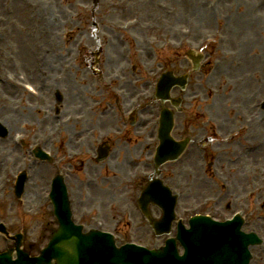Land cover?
<instances>
[{
  "label": "rangeland",
  "instance_id": "1",
  "mask_svg": "<svg viewBox=\"0 0 264 264\" xmlns=\"http://www.w3.org/2000/svg\"><path fill=\"white\" fill-rule=\"evenodd\" d=\"M155 1H163L165 7L158 10L155 9L153 6ZM210 1L213 0H99L97 4L94 5L95 3L92 2V0H0V45L4 47L6 51V55L3 58L13 55L18 60V62H20L22 68L26 72H28V69L34 71V65L36 64V60L40 55H46V61H49L51 58L56 59L57 61L55 67L52 68V71H49L44 67L43 69L47 70L48 73L51 74L55 71L68 74L72 72V74L68 77V74H65L66 80L62 86L61 92L64 96L63 105H65L63 114L66 113V111L71 110L72 107H77L79 112H82L86 106L93 105L92 99L94 97L91 98V94L93 93L92 90L95 91L94 86L98 87L97 84L105 79L106 73L116 69L117 65L123 60V58L120 57V43L116 42L114 47L107 50L110 56L114 55L118 57V60L114 62L113 65H110L109 69L106 67V65L109 64L110 60L105 59L106 57L104 54H102V52L100 55H98V57H95V59L98 60L97 63L93 62L94 59L90 62L86 61V56H88L89 51L97 49L98 44L93 41L95 36H99L101 32L105 31L114 35L112 30H114L115 19L118 20V17L130 18L138 14L141 15V19L144 21L150 18V13L154 15L155 12H169L170 9H178L180 24H182L183 15L189 12V10L190 12L195 10V15L199 16V13L205 14L207 12L206 9L209 10L208 12H215V8L217 7V12H219L218 9L220 10V7L221 11H223L224 8L227 14L233 16V20L219 19L216 14L213 15L212 18H209L210 22L203 19L201 20V18H199L201 20L199 24L202 26H198L197 23H195L197 26L190 35L189 44L192 48L204 47V65L200 67V71L190 74L186 89L183 92H179V94L183 96L184 105L183 112L176 114V120L179 122V128L184 126L190 129V132L192 131L193 133L197 134L200 133L201 136H203L204 132H206L207 136L209 134L210 138L212 139L215 135V132L218 133L221 131L224 133L228 130H232L234 127H237L238 129L240 128L241 125L237 119V116L235 115L236 113L234 112L235 110L233 108L235 105L241 104L245 108L246 105H248L252 100L254 104L257 102L259 104L260 100L264 98V63L261 65V72L259 71L257 75H255L258 79L252 76L248 77L247 74L251 69V66H248L249 59L251 58L256 47H251L249 44H247V42L248 36H250L251 41H255V38L253 37L254 33L252 30H242L240 23L238 24L236 22V18L240 15H244L242 13L247 8L251 10L250 19L252 20V18H254V12H252L251 7L253 2L255 4L256 0H229L228 5L224 3L223 6H219V4L213 6V3ZM243 2H245V4ZM207 4H209V8ZM35 5L38 6L36 10H34ZM113 5L116 7V9L113 8ZM44 8H46L45 12H39L40 9ZM199 10L201 12H199ZM261 13L264 14V12ZM124 14L126 15L124 16ZM93 19H95L96 22L102 26L99 34L98 32L95 33L94 31L92 26ZM257 22L260 24L258 25V28L260 30L263 29V32L259 31V34H256L257 38L261 40V38L264 37V20L261 18V20ZM251 28L253 29V26H251ZM6 31L10 32L9 36L5 35ZM165 31L168 30L165 29ZM205 34H210L208 35V38L211 41L202 42L204 40L203 37ZM220 36L224 37L222 45H220L218 41V37ZM116 37H119V40L122 39V36L120 35H116ZM168 37L170 36L168 35ZM166 38L167 35L161 36V40ZM245 38L247 41H245ZM131 45L132 46L128 50V53L132 56V58L129 62L137 67L136 73L138 74V77L139 74H141L143 77H150V79L152 76L156 78V75L154 74L157 67L163 65L164 67L171 68L173 64L177 63L176 58H181L183 62L185 60L181 55H177L178 57H176L157 53V49L159 48L153 44L151 46H144L143 44V47L140 44ZM77 46H80V48L83 49L78 56V60L73 61V57L76 56L75 49ZM105 48L106 47H103V53ZM154 48L157 52L154 50ZM239 50L244 52V55L249 57L248 61L242 65V75L237 73L235 70L237 68L234 66V64H232V61L227 59V55H232L233 52L236 53ZM156 58H159L160 63L155 61ZM236 60L243 63L242 57L240 60H238V58H236ZM91 62L94 63L93 66H91ZM175 67V72L178 73V75H181L179 72H181L182 69ZM104 68L108 69L106 73L104 72ZM4 71H7V69ZM92 71L95 72V74H93ZM100 72H103V78L99 77ZM131 75L132 72L129 70L126 74V78H130ZM238 78H241V80L244 81H240ZM32 79L36 80L34 77H32ZM139 80L142 79L140 78ZM138 83L139 81H137V84ZM100 85L102 84L100 83ZM125 88H128V86L125 85ZM77 91H79L78 93L80 94V98L76 97ZM174 92L175 94L178 93L177 88L174 90ZM50 100H52V96H50ZM2 104L3 100L0 104V112L3 116V114L6 113L2 111ZM258 110H256V114ZM259 115L261 117L262 114L259 112ZM117 116L118 115L114 113L112 121L110 122V126H113L114 124L119 125L121 123L119 121L120 116ZM40 118H42V114L34 112L31 121L34 122L36 119ZM46 120L48 121L47 126L53 127L54 120ZM91 120H96L94 113L92 114ZM255 121V123L253 122L254 125L250 129H244L241 127L238 138H236L234 142L230 143V145L215 141L212 143V146L215 148L214 151L221 153L222 155L218 159L219 171L227 175L232 181L234 191L237 194L235 195L236 198H238L239 195L243 194L245 191L249 190V187L246 184L243 185L242 182L239 183L237 180L238 176H242V174L238 173L242 171L244 164L240 163L239 161H235L234 156L240 152L242 147L247 145V137H251L252 134H254L255 137L263 136L264 121L261 122L260 118L258 120L256 118ZM89 123L92 127L91 122ZM213 123H217L218 126L223 127V129H216L215 124ZM6 125L10 127V134H12V132L15 130H20L19 128L21 127V124H10L9 121L6 122ZM87 125L85 128H87ZM105 125L106 124L102 123L103 129H105ZM43 127L44 125L35 127L34 124L30 123L26 125L24 131L27 132L33 139L35 137L42 136L44 133L42 130ZM74 128L76 127H72L68 131L66 130L62 134L63 136L59 143H56L55 150H58V153L60 150L68 154L69 150L71 149L70 147L78 148V151H82L84 153L87 148H89V140L91 141L92 137V135L89 134L84 144L76 145L74 143L70 144L69 146L65 140V137L68 136ZM50 129L51 128L47 127L48 131H50ZM86 135L87 133L85 136ZM215 137L218 136L215 135ZM110 141L113 140L110 139ZM250 141H252V139ZM134 144L138 145L136 141H134ZM248 144H251V142ZM7 146H11L10 139L2 146V149H0L1 153L3 154L2 158L5 162L9 160V158L7 159L6 152H3V150H6ZM122 146L123 145L118 143L115 148L120 150ZM195 151V155L190 157L186 163L180 162L173 168L165 167L166 172L164 175L162 173V177L166 184L177 185L183 183L184 179L186 181L184 168H189V171H195L197 174L200 173L202 168H199L198 166V163L200 162L198 154L199 151ZM258 151L264 153L263 150L259 149ZM17 156L20 157L18 154ZM116 156L119 155L113 154V160L116 158ZM258 157L259 152H257L255 156L256 159L250 158L247 164L257 162ZM81 158L83 159L84 163H94L90 160V157L87 153L82 155ZM230 158L233 163L230 162ZM79 161V159L75 160L73 163H71L72 166H69L70 168L66 167L68 168V173L70 175V179L67 181L68 188L73 194L74 192H78V188L81 186V177H83V173H81L82 165L79 163ZM2 163L3 162L1 161L0 169H2ZM247 164L245 167L246 169H248ZM262 165L264 167V160ZM73 166L75 172L72 171ZM118 166L116 167L118 168ZM55 168L57 171V166ZM236 168L241 170H236ZM170 169H174L178 173V176L175 174V182L168 175ZM246 169L244 172H248ZM54 170V164H47L46 177H50L52 174H54ZM86 170L90 171V167L86 166ZM102 170L103 172H110L109 174L113 173V171H111L104 163L97 164V166L94 165V169L92 171L96 175H99ZM198 176L199 175L195 176L190 182L192 188L190 194L186 197L187 199H185L187 203L186 206L188 205L189 207H194L197 203L206 200L205 196L208 197L218 192L219 188L215 184L213 185V182L209 187L207 180L206 185L203 181H199ZM208 176L211 177L212 173H208ZM102 184L103 181H100L99 187L90 189L91 196L100 194L99 192L101 189L106 191L108 183L105 185ZM41 185H43L42 180L38 181L37 179H33L30 185L31 194L34 193L35 187ZM119 186L123 189H126L125 192H116L113 195V185H111L109 188L110 196L116 198L117 200L116 207H119L118 211L124 202H131L133 195L129 187H126L124 184H120ZM187 186L188 185L184 186V188L189 189ZM7 193V191L4 193L1 192L2 198L0 199V220L3 221H7L8 216L7 204L9 201ZM261 195L262 192L256 194L258 198L257 201L264 200V197ZM235 196L233 198H235ZM225 200L230 201L229 198H225ZM252 207L254 208V212H256V204ZM181 211L182 208H180V212ZM113 215L114 211L111 212L110 216L108 215L107 219H109L110 222L115 219ZM29 221L30 222L26 225V228L28 229L30 238L26 240L25 243L33 251L32 254H35L38 249L43 247L46 243V240L43 239V236H41V233L43 232L41 231L43 229L41 223L48 221V219L43 217L42 214L36 213L30 217ZM122 232L124 231L122 230ZM121 235L123 234L121 233ZM143 237L144 238L141 239L136 238L135 241L145 244L148 247H155L163 243V238L155 239L151 237L150 234L144 235ZM126 241L128 240L120 238L118 239V244ZM10 243L11 242H8V244ZM6 245V241L0 236V250L5 249ZM252 250L260 254L257 262L254 264H264V251L256 248H253Z\"/></svg>",
  "mask_w": 264,
  "mask_h": 264
},
{
  "label": "water",
  "instance_id": "2",
  "mask_svg": "<svg viewBox=\"0 0 264 264\" xmlns=\"http://www.w3.org/2000/svg\"><path fill=\"white\" fill-rule=\"evenodd\" d=\"M56 188L51 195V199L54 202V207L58 208L59 202L56 197ZM57 213V212H56ZM61 228L53 234L48 246L41 252L39 257L29 258L27 254L21 252L17 248L18 259L15 262L10 261V254H5L0 256V264H52L51 260H55V264H79V261L94 260V264H101L100 259L104 258L108 264H197L203 261L202 258L198 256H190V249L192 246H196L197 242L200 240V232L193 234L195 244L191 241V237L180 236L186 255L178 259L171 252L170 247H166L164 250L156 252H140L136 250H113L109 244L103 243L102 247L97 248L95 243V248H91L89 252H86L88 247V242L91 239L87 237H80L75 228L74 230L67 227L66 217L61 216L60 218ZM71 233V234H70ZM73 234V235H72ZM94 234L89 233V237ZM68 236H72L67 238ZM96 239L97 237H92ZM20 244V241L17 242ZM248 258V255H247ZM243 264V260H241Z\"/></svg>",
  "mask_w": 264,
  "mask_h": 264
},
{
  "label": "bare ground",
  "instance_id": "3",
  "mask_svg": "<svg viewBox=\"0 0 264 264\" xmlns=\"http://www.w3.org/2000/svg\"><path fill=\"white\" fill-rule=\"evenodd\" d=\"M242 1H246V0H242ZM243 3L245 4V2H243ZM45 10H46V8L40 9L39 12H45ZM195 12L196 11L194 10L188 19H190L191 21L196 20L195 18H193V15H195ZM199 12H201V11L199 10ZM244 12L242 13L244 15H240L239 17L236 18V22L238 24L240 23V27H242V30L247 29V30L253 31V33H254L253 37L255 38V41H251L250 36H248L247 44H249L251 47L252 46L256 47V49L253 51V54H252L250 59L248 56L244 55V52H242L241 50L237 51L236 52L237 53L236 58H238V60H240V58L242 57L243 63L239 62L240 65H238L237 62L234 61L235 67L237 68L235 70L237 71L238 74L242 75V72H243L242 65H244V63H246L249 59V65L248 66H251V69L249 70L247 75H248V77L252 76V77L258 79L255 75H257V73L259 71L261 72V65L264 63V37H262L261 40L257 38L259 31L263 32V29L260 30L258 28V25H260V24L257 21H260L261 18H262V20H264V14L261 13L260 10H255V12L253 13L254 18H252V20H251L250 19L251 10L249 8H247ZM196 14H198V13H196ZM213 15H215V13H212V14H210L208 12H206L205 14L199 13L198 19L201 18V20L203 19V20L210 22L209 18H212ZM240 17H241V19H240ZM251 26H253V29L251 28ZM194 29H195V27H194ZM245 41H247L246 38H245ZM51 61H52V58H51ZM239 79L241 80V78H239ZM242 81H244V80H242ZM27 116L29 117V114H27ZM12 118H14V116Z\"/></svg>",
  "mask_w": 264,
  "mask_h": 264
},
{
  "label": "flooded vegetation",
  "instance_id": "4",
  "mask_svg": "<svg viewBox=\"0 0 264 264\" xmlns=\"http://www.w3.org/2000/svg\"><path fill=\"white\" fill-rule=\"evenodd\" d=\"M14 101H15V100H14V99H12L11 103H12V104H14Z\"/></svg>",
  "mask_w": 264,
  "mask_h": 264
}]
</instances>
